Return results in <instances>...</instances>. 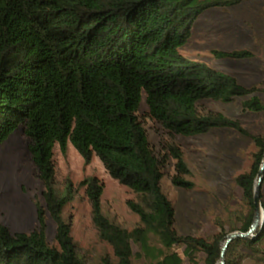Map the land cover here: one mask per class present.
Returning <instances> with one entry per match:
<instances>
[{"label": "trees", "instance_id": "16d2710c", "mask_svg": "<svg viewBox=\"0 0 264 264\" xmlns=\"http://www.w3.org/2000/svg\"><path fill=\"white\" fill-rule=\"evenodd\" d=\"M242 1L0 0V143L24 125L31 160L44 184L32 231L12 233L0 222V264H85L64 216L75 191L69 182L62 189L54 184L56 143L63 153L70 143L85 162L98 155L110 176L140 197L139 203H129L140 223L128 230L102 212L98 179L89 176L81 182L99 237L116 258L112 262L103 256L99 264H185L174 259L177 244L184 246L186 264H215L221 240L236 229L250 228L264 137L221 112L203 114L199 103L242 97L244 111L264 112V100L257 94L262 88L244 86L233 75L189 61L178 48L204 12ZM213 52L221 59L250 56L244 50ZM142 93L149 115L170 137L230 128L256 146L251 168L235 178L241 199L227 226L219 221V231L211 237L180 235L173 226L174 208L161 187L162 162L137 113ZM168 147L176 170L190 173L177 144ZM172 182L189 186L178 175ZM47 218L56 229L54 245L47 240ZM262 224L253 236L228 243L224 264H240L247 251L264 261V217Z\"/></svg>", "mask_w": 264, "mask_h": 264}, {"label": "rangeland", "instance_id": "374dc122", "mask_svg": "<svg viewBox=\"0 0 264 264\" xmlns=\"http://www.w3.org/2000/svg\"><path fill=\"white\" fill-rule=\"evenodd\" d=\"M178 48L189 61L203 62L233 75L244 86L261 87L257 94L264 100L263 0H246L228 8L211 7L196 19L189 40ZM213 50H244L250 56L221 59L214 55ZM244 99L238 97L229 103L204 100L199 107L203 114L221 112L230 119H238L249 133L264 137V112L244 111L241 106ZM138 108L149 145L162 162L161 187L174 208L173 226L180 235L211 237L219 231V221L227 226L229 213L241 199L242 191L235 178L251 168L256 146L248 137L230 128H214L194 136L176 134L170 137L149 115L144 93ZM170 142L180 148L190 173L181 174L176 170L168 147ZM29 143L22 124L0 143V222L12 233L29 232L37 226L35 203L43 201L44 184L31 160ZM53 150L55 186L62 189L69 182L75 191L64 216L70 220L77 253L85 264H99L103 256L115 262L113 248L99 237L93 223V208L86 186L81 182L89 176L98 179L102 188V212L112 223L128 230L140 223L138 214L129 207V203H139V195L112 178L98 155L93 154L89 162H85L70 143H67L65 153L57 143ZM177 175L189 186L173 184L172 180ZM262 184L264 192V182ZM46 229L47 240L54 245L56 229L49 218ZM183 249L180 244L174 245V259L186 264ZM219 260L220 257L215 264ZM133 264L145 263L133 260ZM240 264H264V261L252 257L247 251Z\"/></svg>", "mask_w": 264, "mask_h": 264}, {"label": "water", "instance_id": "95a60500", "mask_svg": "<svg viewBox=\"0 0 264 264\" xmlns=\"http://www.w3.org/2000/svg\"><path fill=\"white\" fill-rule=\"evenodd\" d=\"M260 169L257 174L256 180H255V193H254V204H255V210H254V216L251 222L250 228L246 231H240L237 230L236 232L228 233L221 246V253H220V260L218 264H224V254L228 247V243L235 239L236 237H249L253 236L256 230L261 227L263 224V208L261 204V198H260V191H261V183L264 177V156L260 164Z\"/></svg>", "mask_w": 264, "mask_h": 264}]
</instances>
